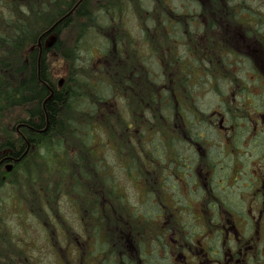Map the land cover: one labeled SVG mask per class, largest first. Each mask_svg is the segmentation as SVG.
<instances>
[{"label":"trees","instance_id":"trees-1","mask_svg":"<svg viewBox=\"0 0 264 264\" xmlns=\"http://www.w3.org/2000/svg\"><path fill=\"white\" fill-rule=\"evenodd\" d=\"M155 1H158L159 5L161 3L164 4V0ZM194 2L198 3L199 12L191 13L185 11L188 8L183 7H180V12L168 9L169 16H165V21L172 26V33H166V39L164 40L165 42L162 40L161 48L163 44H168L167 40L181 41V39L184 40L186 37L188 41L195 30L198 32L202 30L201 32L204 33L205 38L207 37V44L202 46V55H200L201 52L199 50L196 51L198 60L204 63L206 70H210L208 72L212 73H209L212 78L214 76L213 73L217 70V80H226L227 78V81L229 79L233 81L236 73L230 72V66L234 62V57L232 58V56L234 54L237 55L234 48L230 47L225 55L217 60L220 52L214 53L213 50L221 48L222 38L216 39L215 46L210 44L211 38L215 36L214 34L211 35L212 31L210 29L213 28L215 22L207 20L201 21V24H194L190 18L195 15L198 17L202 11L210 10L211 7L215 6L217 8L215 11L218 14L224 12L223 16L226 14L227 18L230 17L231 22L233 17L235 19L236 10L239 7L233 6L228 0L220 2L218 0H210V5H205L202 0L200 2L194 0ZM7 4L9 14L0 13V112L24 106V115H22L23 117L18 116L10 127L7 126V129L4 126L0 127V161L4 159L0 163V188L5 182L9 183L10 186H18L21 181L30 184L37 182L47 190L48 196L52 198L54 194L60 193L63 184L62 193L74 192L77 198L84 199L86 205L85 194L92 193V190L90 191V188H88V179L84 181L80 179V182L79 179L73 180L72 176H77V173L80 172V175L89 177V172H83L82 168L87 160L85 156L88 155V159H96L93 156L94 153L97 159L100 157L99 154H95L92 147L94 136L93 132L89 131L92 126L106 133L113 143L117 141L120 144V140H125L129 131L136 125L139 127V135L145 138L154 132V134L159 135L158 138L163 142L161 145L164 150L166 149L157 155L158 158L163 163L165 162L167 166H169V163L171 164L177 160L179 162L182 159L184 170L188 166L187 161L192 157L193 148L196 145H203L204 148L206 144L207 146L209 145L208 141H205L206 139L203 140L196 133L197 131L190 129L193 139L187 141L181 131L182 126L180 128L174 127L178 124V121L181 122V117H179L182 115L181 111L190 110L191 106L188 103L193 102V97H191L192 94L190 93L191 87H188L189 83L186 84L182 96L179 94V89L176 90V87H171V95L167 97L168 99L165 98L167 89L163 85L165 81L163 73L171 72L173 65L181 62L180 55L172 54V56L170 53L171 56L168 63L161 62V59L163 60L165 56L160 55L159 67L162 70H158V74L154 75L153 78V70H150V68L148 70L144 68V70L138 62L139 67L136 73H146L147 82L141 81V79H131L129 74L130 66L136 64L133 59L130 65L124 62L119 65H112L106 59L101 61L100 72L102 76L99 83L102 88V95L109 94L101 99L95 97L98 83L93 78H96V74L93 75L80 66L83 51L91 46L88 43V39L91 37L103 39L105 44L107 40L109 41L110 46L108 48H100L104 52L107 50V52H110L113 49L116 54L125 55V51L122 49V41L130 43L131 33L124 28L123 24L117 23L116 26H113L115 31L113 37H111L107 33V29L108 32L110 31V22L104 24L102 20L107 21L108 16L112 14L118 17L127 9L134 11L142 24L146 23L143 11L151 10L147 13L146 18H150L149 20L152 21L153 24L151 25L153 26L152 29H145V38L151 47V51H154L155 48L151 42L150 34H153V30H158L161 33V29L166 30V27L161 23V19L157 17L162 15L160 9L162 5L161 7L156 6L157 8L155 9H148L144 0H9ZM169 18H172V21ZM143 25L146 26L145 24ZM52 34H56L53 42H50L49 45H44L46 39ZM107 35L109 39L106 37ZM195 41L197 40L195 39ZM174 46L178 48L177 44ZM192 49H194V45ZM192 49L189 46L186 47V51ZM52 51L59 53L67 65L63 86H57L51 77L48 54ZM188 55L192 57L195 54ZM110 56L109 54L108 58ZM237 60L238 58L236 59V64L238 65L239 61ZM115 63H118V61L116 60ZM195 65L197 64H187L185 82L187 80L190 81L192 73L190 68ZM210 66L211 69L209 68ZM12 68L17 70L21 76L13 79L6 74L7 69ZM84 75H88V77ZM176 79L179 80V77ZM57 87H60V89L57 90ZM150 88L152 93L142 97L143 92ZM215 89L217 91L220 90L218 84ZM114 95H118L119 98L125 101L124 104L129 113L127 117H124L120 112L121 110L118 109L119 107L114 104V111L118 115L117 123L115 122V124L113 120H108L111 116H106L103 119L99 117V113L103 110L106 109L107 112L110 106L109 103L96 113L98 103H105ZM218 95L222 96L220 93ZM47 97L51 98L46 101ZM141 100L144 101V104L146 103L145 108H143ZM89 103L90 111H87L86 108L89 107ZM169 106L172 107L171 111L174 115L171 120L168 113ZM111 111L113 109L109 112ZM196 111L197 113L195 114L199 115L198 109ZM205 118L203 115L202 119ZM153 121L154 123H152ZM154 138L156 137L154 136ZM180 141L189 143L191 147L189 153L188 151L183 154L177 152L176 146ZM69 147L70 151L74 152L73 154L70 152V157L68 155ZM211 149L213 150L214 147L212 146ZM61 151L64 154L63 157L60 156ZM176 154L179 156L174 161ZM199 154V157L195 156L192 159L191 165L197 158L198 160H205L201 155L202 152ZM7 163L13 164L11 171L6 170ZM72 163H74L73 169L75 173L70 167ZM141 168L139 170L146 179H154L146 171L147 168L145 169L144 166ZM131 173L133 174L132 169ZM16 174L20 176V179L13 178V175ZM8 178H10L9 181ZM68 179H71L74 184V187L69 189ZM52 183L55 188H52ZM150 187L152 189L149 191L152 190L160 194L158 187H154L153 183L150 184ZM117 192L119 193L117 197L120 199V207H125L126 214L124 215L127 217L122 221L117 216L106 217L107 228L111 227V230L117 233L118 229H120L119 225L122 224L126 227L133 222L135 225L138 224L136 226H138V231L142 236L143 230L149 233L147 229H149V224L151 223L145 220L143 215L136 214L129 203L123 200L121 191ZM178 220H176L177 223H180ZM177 223L176 226L179 225ZM141 238H138L140 242ZM119 249L123 250L121 244L113 248L111 252L116 255Z\"/></svg>","mask_w":264,"mask_h":264},{"label":"rangeland","instance_id":"rangeland-1","mask_svg":"<svg viewBox=\"0 0 264 264\" xmlns=\"http://www.w3.org/2000/svg\"><path fill=\"white\" fill-rule=\"evenodd\" d=\"M198 1L200 2L201 0ZM202 1L205 5H210V0ZM218 1L220 2L223 0ZM228 1L233 4V6L239 7V9L236 10L233 22H230V19L227 18L226 14L223 16L224 12L218 14L215 11V9H217L215 6L211 7L210 10H204V12L202 11L203 13L201 12L198 17L194 14L195 16L190 18V20L192 19L194 24H201V21L207 20L215 22L213 28L210 29V31H212L211 34L215 35V39L222 38L221 48L219 50H213L214 53L220 52L217 60H219L221 56L223 57L230 47L234 48L237 53L235 58H241L242 54L250 50L248 55L249 57L254 58L251 65L250 63H247L246 66L242 68L241 64L237 65L236 61H234L230 66V72L232 73L233 71L237 75L240 74L241 77H243L242 79L245 83L244 85L247 88L241 89V92L247 90L248 93H253L256 91V87L258 86V76H261L259 72L257 73L258 76H256L254 71L256 68H261L260 63L264 60V42L260 40V38H262V40L264 39V0H245V2L244 0ZM7 2H9V0H0V13L6 15L9 14ZM144 2L148 9H155L157 8L156 6L161 7L162 5L160 8L162 15H158L157 17L161 19V23L164 27H166V30L161 29L162 33L158 30H153V34H150L151 42L155 48L154 51H151V47L145 38V29H152L153 26L151 25L153 24L152 21L149 20L150 18H146L148 15L147 13L151 10L143 11L145 14L144 21L146 22L143 24L146 26L138 20V16L130 9H127L124 13L122 12L118 15V17L115 16V14H112L111 16H108L107 21L102 20L104 24L110 22V31L108 32L107 29V33H109L108 35L111 37H113V33L115 31L113 26H116L117 23L123 24L124 28L131 33L130 43L125 42L124 40L122 41V49L125 51V55L116 54L113 49L110 52H107L108 50L104 52L102 49L110 46L108 40L105 44L103 39H97V37H91L88 39V43L91 46L83 51L81 58L82 63L80 66L85 68L87 72H90L93 75L96 74V78H93V80L98 83L95 97H98L99 99L103 98V96L109 95H102V88L99 83L102 76L100 72V64L101 61H105V59L112 65H119L121 62L126 64L128 63V65H130L132 64L133 59L136 64L130 66L129 74L131 79H141V81L146 82V73H136L139 67L138 62L141 64L143 69L146 68L148 70L150 68V70H153V78L154 75L158 74V70L161 68L159 67L160 55H163V57L165 56L163 60L161 59V62L165 63H168L172 54H178L180 56H186V60L192 64H204L198 60L196 55L192 53H190L194 55L192 57L187 55V46L192 49L193 45L195 47L198 43V45L202 47L207 41V37L205 38L204 33L201 32L202 30H199L200 32H198L195 30L194 26L195 32L191 34L188 41L186 37L184 40H178L183 43L182 46L180 45V42H177V40H167L166 42H168V44H163L161 48V44L163 43L162 40L164 41L166 39V33H172V26L168 25L165 21V16H169L168 9L180 12V7H183L188 8L185 9V11L195 13L200 10L198 3L196 4L194 0H164V4L161 3V5H159L158 1L155 0H144ZM245 16L247 17L245 22L240 23L239 18L242 17V22ZM256 16H262L263 22L254 24L253 18ZM245 28L247 29L244 30ZM108 35L106 37L109 39ZM55 36L56 34L49 36L46 39V42H44V45H49L50 42L52 43ZM155 36H157V38H155ZM195 39L197 41H195ZM175 44H177L178 48L174 46ZM253 51L255 52L253 53ZM109 54L112 58L111 56L108 58ZM116 60L118 63H115ZM48 64L53 81L57 84V86L62 85L67 73V65L64 59L59 53L52 51L48 54ZM193 68L197 69L192 70ZM193 68H190L192 73L190 76V84H188V87H191V90H189L192 94L191 97H193V102L188 103V105L191 106L190 110L181 111V122L178 121V124L174 127L180 128V126H182L181 131L183 132V136L187 138V141L193 139L190 129L197 131V134L204 132L209 139H207L208 144L211 146L212 140L216 138V130L212 126L209 127L210 125H207V120L212 117L213 113L216 114L217 111H220L222 102H220L218 94L220 93L223 96L225 94L228 95L229 89L231 92L232 81L229 79L230 87L229 82L225 81V79H218V81L216 79L217 70L213 73V78L211 77V72H208V74H211H206L203 78H199L198 72L200 71L202 73L201 66H194ZM209 68L211 69V66ZM6 74L13 79L21 76V74H19L14 68L9 70L7 69ZM170 74L174 77L173 73ZM84 76L88 77V75ZM198 79V85L193 86V83H195L196 80L198 81ZM217 84L223 94L220 90L217 91V89H215ZM151 93L152 90L150 88L146 92H143L142 97L148 96ZM90 98L88 99L91 100ZM246 99H248V97H246ZM108 103L110 104L109 109H107V112L105 109L99 113L100 118L103 119L106 116H111L108 120H113L114 124L115 122L117 123L116 120L118 115L114 111V104L119 107L118 109L121 110L119 111L124 117H127V114H129L124 104L125 101L119 98L118 95H114L113 97L111 96V98L105 103H98L96 113L103 109L104 105ZM141 104L143 108L146 107V103L144 104L143 100H141ZM238 105V107H241L240 101H238ZM111 109H113V111L109 112ZM171 109L172 107L169 106L168 113L170 115V120L174 117ZM197 109L199 115L195 114L197 113ZM86 110L90 111V103ZM22 115H24V106L0 112V127L4 126L7 129V126L10 127L14 120L18 116L23 117ZM203 115L206 117L205 119H202ZM202 120L206 121L203 122ZM152 123H154V121ZM114 127L117 128L116 126ZM89 131L93 132L94 143L92 147L94 148L95 154H99L101 156L97 159L93 153V156L96 159H90L91 167L89 166L88 169H85V173L89 172V177H87V179L90 191L92 190V193L85 194L87 199L86 205L83 198H77L71 193H62L64 188L63 184L60 193L54 194L52 192L54 194L52 198L48 196L49 193L47 190L37 182L30 184L21 181L18 186H10L9 183L5 182L6 185L4 184L1 187L2 189L0 188V264H103L105 256L117 246L114 245L113 242L119 238L112 235L116 233L111 230V227L107 228V224L106 235L111 239V241L98 247V249H95L96 247H90V249H88L85 245L77 247L76 245L71 244L70 241L76 238L78 228L79 226H82V223L78 221L79 216L77 214L79 211H82L81 209L83 208H86L90 212L88 214L90 219H97L102 214L105 215V219L106 217L111 218L113 215L117 216L119 220L121 219V221L127 217L124 215L126 214L125 207H120V199L117 197V194L119 195L117 191L119 190L123 194V200H125L126 203H129L132 210L138 215H143L145 220L151 223L149 224V229H147L149 233H146L143 230L146 240L151 242L149 244H154L155 248L157 245V248H159L161 247L160 240L162 237H164L163 239H166L167 241H171L175 237V239L179 240V242L177 244L175 242L174 245L175 247L177 246V248H175L176 251L179 252L180 249L182 256L184 252L189 257L181 256L178 260L175 259V262L179 263L183 260V262L186 261L189 263H196V256L198 254L197 240L199 239L201 233L198 236L196 234L195 240L188 242L191 230L188 231L187 229L186 232H183L184 234L182 237V234H179V232L174 234L171 228L176 225V220L178 219V221H181V224L185 225L184 221L186 220V217L190 215V212H192V216L196 217L197 220H200V224L204 226H206V222L210 224L211 220L215 218V215H213L210 220L209 214H206L205 216L200 214V211L197 210L198 207L196 206L198 203H196V194L192 195L190 193V186L182 184V186L179 185L174 190L172 189V185H177L175 183L178 181V176H176V174L183 169V166H179L178 168V162H173L171 164L169 163V166L172 167L173 165V167L170 168L167 164H165V162L163 163L162 160L158 158L157 155L164 150L161 145L163 142L158 138L159 135L154 134L153 132L151 134L149 133L150 135L145 138L144 136L139 135V127L136 125L129 131L128 137L125 140L119 136V138L122 139L120 140L121 144L117 141L114 142V144L110 137H108L106 133L100 131L99 128L95 129L92 126ZM154 136L156 138H154ZM183 141H180L176 146V149H178L177 152L183 154L188 151L189 153L191 147L188 142ZM70 152L73 154V151H70L69 147V157ZM60 156H64L62 151L60 152ZM176 156L179 155L176 154ZM179 163L183 164V162ZM99 166L102 168L101 172H97V168ZM143 166L145 169L147 168L146 171L152 176V178H154L153 180H148L141 174L139 168ZM131 169L133 174L131 173ZM248 171L249 165L245 164V167L243 166L241 168V174L243 175L244 173L242 184H244L246 182L245 179L248 178ZM77 176L80 181V172L77 173ZM13 178L20 179V176L16 174L13 175ZM187 178L190 182L192 176H188ZM9 179L10 178H8V181ZM70 180L71 179H68V189L71 188L69 185ZM151 183H153L154 187H158L160 194L152 190L149 191L152 189L150 187ZM234 187L235 186L232 188ZM52 188H55L53 183ZM193 189L194 184L192 182V193ZM238 191H242V189L240 190V188H238ZM244 193L242 192L241 199L238 198L240 199L238 201L239 206L243 204L245 198L246 200L248 199V201H246V205L249 202L250 205L252 204V200L246 197V195L244 196ZM72 198L76 199V205L71 200ZM210 200L211 199L209 198L208 204L211 207L212 203ZM220 206L222 205H219V207L217 206V210H219L221 214L226 215V212ZM254 206L256 208V204ZM77 208H79L78 212ZM232 208L235 207L232 206ZM178 215H180L181 218L178 217ZM225 215L224 218L226 219L227 215ZM126 221L125 223H127ZM86 222L88 223V221ZM97 222L98 221L96 220L95 223ZM132 225L136 226L138 224L135 225V223L131 222V224H128L126 227L122 224L119 225L120 229H118V236H120L122 232L127 234L132 233ZM197 226L200 225L197 224ZM187 227L192 229L193 224L188 223ZM151 229H153V231H151ZM122 235L125 236V234ZM137 236H141V233L137 232ZM127 238H129V243L122 246L123 254L120 256L121 258H124L126 253L130 255L131 250H134L136 253H134L133 258L136 260L137 264H149L150 261L156 264L159 259V254L155 248L153 252L151 251L150 246H147L146 248L145 244L142 245L139 240L137 242L133 240L135 243H131V237L129 236ZM71 242L74 243L73 241ZM180 244L182 246H180ZM22 251L28 254L25 255ZM144 252L145 254L143 255V260H141L140 256Z\"/></svg>","mask_w":264,"mask_h":264},{"label":"flooded vegetation","instance_id":"flooded-vegetation-1","mask_svg":"<svg viewBox=\"0 0 264 264\" xmlns=\"http://www.w3.org/2000/svg\"><path fill=\"white\" fill-rule=\"evenodd\" d=\"M241 18L242 17L239 18L240 23L244 22L247 17H244L242 22ZM253 19L254 24L263 22L262 16H256ZM169 20L172 21V18H169ZM233 21L234 17L231 22ZM214 37L215 36L212 38ZM260 40L264 42V39L262 40V38H260ZM215 41L216 39L214 38L209 42L212 46H215ZM206 44L207 41L204 45ZM180 45L182 46L183 43L180 42ZM198 50L201 52L200 55H202V47L197 43L194 49L187 50V55L191 52L197 55L196 51ZM249 51L250 50L242 54L244 56L241 55V58L237 60L239 64L242 65V68H244L247 63L251 65V62L254 61L253 57H249ZM254 52L255 51H253V53ZM233 57H235V55H233L232 58ZM188 63L190 64L189 61L187 62L186 56H181V62L179 64H174L171 72L167 71L165 72L166 74L163 73L165 80L163 85L164 88L167 89V92H165L166 99L171 95V87H176V90L179 89V94L182 96L186 84H190L188 80L185 82L186 66ZM260 64L261 68H256L254 71L256 76H258V72L261 74V76H258L256 91L253 93H248L247 90L241 92V89H246L247 87L244 85L243 77H241L240 74L235 75L232 81L231 92L229 89L228 95L225 97H223V95L219 96L220 102H222L220 111H217L216 114L213 113L212 117L209 118L207 122L208 125L216 130V138L212 140V145L208 147L209 145L207 146L206 144L205 148L203 145V147L201 145H196V147L193 148L192 157L187 161L188 166H186V169H182L176 174L178 180L185 186H192L193 182V193L192 191H190V193L192 195L196 194V203L198 202L196 206L200 214L204 216L209 214L210 220L213 215H215V218L211 220L210 224L206 222V226H204L200 224V220L193 217V213L190 212L188 223L193 224L192 229L187 227V225L182 226L180 223H177V225L179 224L178 226L174 225V227H170L174 234L179 232V234H182V237L184 234L183 232H186L187 229L188 231L191 230L188 242L195 240L196 234L198 236L201 233L197 240L198 254L196 256V263L183 262V260L179 263L175 262V259L178 260L182 256L180 249L179 252L175 249L177 248V246H174L175 242L176 244L179 242L175 237L171 241H167L162 237L160 240L161 247L157 248L156 245L155 248L154 244H149L151 242L146 240L144 234L143 236L142 234L139 237L137 236V232H139L138 226L134 225H132V233L127 234L122 232L120 236H118V232L112 234L117 238L119 237L118 240L113 242L114 245L118 246L121 244L123 246L124 244H128L129 238L127 237L129 236L132 239L130 240L131 243L137 242L138 238L140 239V237H142V245L145 244L146 248L150 246L153 252L155 248L159 254L157 264H264V60ZM198 66L202 68V73L200 71L198 72L199 78L204 77L208 74V71H210L209 69L206 70L204 65H195V67ZM191 67L193 68V66ZM196 69L193 68L192 70ZM170 73H173L174 77H172ZM177 77H179V80L176 79ZM225 81H227V78ZM198 82L199 79L193 83V86H197ZM59 89L60 87H57V90ZM246 97H248V99H246ZM50 98L51 97H47L46 101ZM238 101H240L241 107H238ZM179 117L182 118V115ZM203 135L204 132L200 134L202 139ZM212 146L214 147L213 150L211 149ZM200 152H202L201 155L205 160H198L197 158L191 165L192 159L195 156L199 157ZM85 157L87 160L82 167L83 172H85V169H88L89 166L91 167L88 155ZM176 159L177 156L174 161H176ZM176 162H178V160ZM179 162H182V159ZM179 162L177 165L178 168L179 166H183V164ZM8 164L9 163L6 164V167ZM245 164L249 165V171L248 178L245 179L246 182L244 185L242 184L244 173L243 175L241 174V168L243 166L245 167ZM70 167L75 173L73 169L74 163L70 164ZM169 167L171 168V166ZM101 171L102 168L99 166L97 172ZM188 176H192L190 182L187 178ZM72 179L76 180L79 178L77 176H72ZM80 179L84 181L87 180V177L80 175ZM69 185L71 188L74 187L71 180L69 181ZM233 186L235 187L232 188ZM88 188H90V186ZM175 188L176 186L173 185L172 189ZM238 188H240V190L242 189V191H238ZM242 192H245L244 196L246 195V197L252 200L251 205L250 202L246 205V201H248L246 198L241 206L238 205V201L242 197ZM71 194L75 196L74 192ZM209 198L212 203L211 207L208 204ZM71 200L76 205V199L72 198ZM255 204L256 208L254 206ZM219 205H222L220 207L226 212V219L224 218L225 214L223 215L217 210ZM231 205L235 208H232ZM78 210L79 208H77V212ZM81 210L82 211L76 214L79 216L78 221L82 223V226H79L76 238L71 240L74 243L71 241L70 243L77 247L85 245L88 249H90V247H96L95 249H98V247L110 242L111 239L106 235L105 215L101 213L102 215L99 218L90 219L88 215L90 212L86 208ZM96 220L98 221L97 223H95ZM86 221H88V223ZM197 224H199L201 228L197 226ZM122 234H125V236ZM180 246L182 245L180 244ZM22 253H24V251H22ZM134 253H136V251L131 250L130 255L126 253L125 257L121 258L120 256L123 254L122 249H119L116 255L110 251V253L105 256L103 264H137L136 260L133 258ZM24 254L27 255L28 253L25 252ZM144 254L145 252L141 254V260H143ZM184 256L188 257V255L183 252L182 257ZM149 264L155 263L150 261Z\"/></svg>","mask_w":264,"mask_h":264},{"label":"water","instance_id":"water-1","mask_svg":"<svg viewBox=\"0 0 264 264\" xmlns=\"http://www.w3.org/2000/svg\"><path fill=\"white\" fill-rule=\"evenodd\" d=\"M11 169H12V165L9 164V165L7 166V170L10 171Z\"/></svg>","mask_w":264,"mask_h":264}]
</instances>
